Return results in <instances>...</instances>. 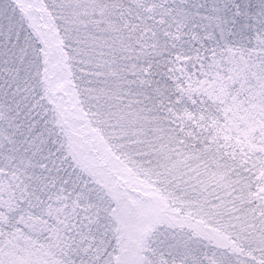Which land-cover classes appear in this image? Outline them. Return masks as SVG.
<instances>
[{"label": "snow or ice", "instance_id": "1", "mask_svg": "<svg viewBox=\"0 0 264 264\" xmlns=\"http://www.w3.org/2000/svg\"><path fill=\"white\" fill-rule=\"evenodd\" d=\"M0 264H264V0H0Z\"/></svg>", "mask_w": 264, "mask_h": 264}]
</instances>
